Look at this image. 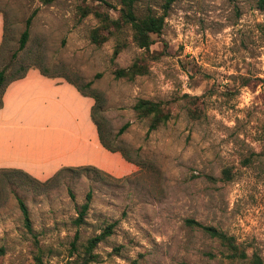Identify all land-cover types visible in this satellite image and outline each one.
<instances>
[{
	"label": "rangeland",
	"instance_id": "rangeland-1",
	"mask_svg": "<svg viewBox=\"0 0 264 264\" xmlns=\"http://www.w3.org/2000/svg\"><path fill=\"white\" fill-rule=\"evenodd\" d=\"M82 7L117 18L119 2L0 0L6 27L0 69L8 78L44 68L80 86L94 80L84 92L103 97L99 121L107 142L121 151L109 152L131 163L126 154L137 169L123 177L66 171L47 186L10 173L0 183V264H85L87 241L109 224L115 232L95 249L93 264H235L189 219L235 236L264 262V0H178L148 51L136 46L129 28L92 43L100 23L93 14L82 18ZM136 9L140 16L162 15L163 0H139ZM118 45L123 49L113 59ZM141 57L148 75L115 78L116 69ZM138 99L166 102L172 119L148 133V120L135 117ZM106 165L119 169L113 158ZM224 169L233 180L221 179ZM89 192L90 210L77 228L73 221Z\"/></svg>",
	"mask_w": 264,
	"mask_h": 264
},
{
	"label": "crops",
	"instance_id": "crops-1",
	"mask_svg": "<svg viewBox=\"0 0 264 264\" xmlns=\"http://www.w3.org/2000/svg\"><path fill=\"white\" fill-rule=\"evenodd\" d=\"M5 18L0 15V50ZM95 100L66 79L31 68L8 84L0 108V170L14 169L46 181L63 168L93 166L116 177L136 166L111 154L101 143L92 110ZM113 158L119 169L106 163ZM118 172V173H115Z\"/></svg>",
	"mask_w": 264,
	"mask_h": 264
},
{
	"label": "trees",
	"instance_id": "trees-1",
	"mask_svg": "<svg viewBox=\"0 0 264 264\" xmlns=\"http://www.w3.org/2000/svg\"><path fill=\"white\" fill-rule=\"evenodd\" d=\"M58 0H40L41 4L45 6H51ZM84 2L91 1L96 3H104V0H83ZM178 0H163V9L164 14L156 15V14H147L144 16H140L137 12V4L139 0H118L119 8H117V18H113L109 12H101L89 7L80 8L81 17L84 18L90 14H93L98 20L100 25L94 28L90 33V39L92 43L100 46L104 44L110 36L123 33L125 28H129L132 34V40L136 44L139 49L148 51L153 44V35H160L165 26V18L168 14V11L171 9L173 4ZM36 15V12L27 19L25 30L23 31L20 39V50L24 49L30 38V30L33 19ZM6 34V27H5ZM5 42V37H4ZM0 50V61L2 55V49ZM123 49L122 45H118L114 51L113 59H115ZM42 72L43 75L57 78L56 76L49 75L44 68H38ZM28 70L24 71L20 76L8 78L7 71L5 68L0 69V108L3 107L4 104V93L5 89L9 83L23 78ZM149 66L145 63L143 58H138L135 60L130 66L127 68H119L114 71V76L116 79H127L130 81L135 80L137 77L145 76L149 74ZM98 75L97 77H99ZM72 84H74L78 90L83 94L92 97L95 100V105L92 110L93 120L98 127L99 137L102 145L111 152H119L120 150L112 147L106 140L105 135L102 130V125L99 121L101 116L99 113L101 112L103 97L102 95L95 91L91 90L90 93L84 92V89H92V85L94 80L88 82L87 84L80 86L75 82L68 80ZM248 83L244 84L247 86ZM135 112L136 119L139 120H148L149 127L148 133L158 130L160 127L166 125L173 117L171 109L168 107L166 102L155 101L149 99H138L133 107ZM190 115L193 116L194 112L190 110ZM130 123H126L118 132L115 139L118 136L125 133V131L129 128ZM121 152V151H120ZM123 153V152H122ZM123 156L127 159V161L134 163L126 154L123 153ZM135 164V163H134ZM66 171H95L101 172L99 169L93 166H83L76 168H63L59 172H57L52 178L45 182H41L30 175L26 174L20 170L14 169H2L0 170V183L1 181L8 177L10 173H20L25 175L34 183L36 182L39 186H47L51 182H53L56 178H59ZM102 173V172H101ZM234 178V173L231 169H224L222 172V178L225 181H231ZM209 179H213L210 178ZM92 202V193L89 192L86 196V202L81 206L80 211L78 213V217L73 221L74 225L79 228L85 224L86 215L90 210V204ZM19 208L23 215L24 226L27 231L33 235L34 242L36 245L39 244L38 236L35 234L34 229L32 227V221L30 217V212L26 204L21 198H18ZM186 224L191 228L201 229L212 239L217 240L220 245L224 248V257L235 264H264L260 255L256 252L250 254L246 249L245 245L237 240V238L233 235H230L215 226L204 225L196 220H186ZM115 224H109L107 227L103 229V231L93 237H91L85 246V250L82 254L83 261L85 264H93L98 260V254H95L94 251L97 249L99 244L106 239L110 238L114 234ZM75 239H78V233L76 234ZM74 247V246H73ZM5 254V249L0 248V256ZM37 261L41 262V258L37 256ZM136 264V263H135Z\"/></svg>",
	"mask_w": 264,
	"mask_h": 264
}]
</instances>
